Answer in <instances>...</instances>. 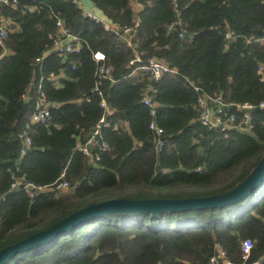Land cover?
Here are the masks:
<instances>
[{
  "label": "trees",
  "instance_id": "trees-1",
  "mask_svg": "<svg viewBox=\"0 0 264 264\" xmlns=\"http://www.w3.org/2000/svg\"><path fill=\"white\" fill-rule=\"evenodd\" d=\"M92 1L112 23L133 26L130 45L73 0L0 2L8 29L0 45V249L105 199L224 193L264 154V71L257 72L264 44L255 41L264 36V0ZM58 19L81 39L78 53L52 48L48 35ZM95 51L104 53L109 77L95 74ZM135 53L141 63L155 58L175 72L153 80L140 63L129 64ZM41 93L50 104L48 122L26 128ZM200 93L220 94L237 122L242 115L235 106L253 105L252 132L233 128L224 136L202 125ZM145 96L156 104L154 115ZM103 114L106 124L89 147L98 159L91 163L76 145ZM151 120L164 131L158 152ZM23 134L31 144L21 154ZM16 177L45 186L65 179L69 191L29 197L11 187ZM247 238L253 247L243 260ZM217 246L232 264H264V180L224 206L94 217L3 264H210Z\"/></svg>",
  "mask_w": 264,
  "mask_h": 264
},
{
  "label": "built area",
  "instance_id": "built-area-1",
  "mask_svg": "<svg viewBox=\"0 0 264 264\" xmlns=\"http://www.w3.org/2000/svg\"><path fill=\"white\" fill-rule=\"evenodd\" d=\"M78 6L81 7V2L79 0H73ZM2 3L15 5L17 0H0ZM88 16L93 17L89 12H85ZM97 20V19H96ZM98 21V20H97ZM104 29L112 32L115 35H122L126 38L127 44L130 45L129 34L133 30V26L124 25L119 26L118 24H114L112 22L107 23L103 22ZM135 21V25H136ZM173 23H171L168 27L173 28ZM57 30L54 34H49V39L52 40V48L56 50L60 55H64L66 53H78L81 49L82 41L81 39L71 33L67 28H65L62 24V21L58 19L56 21ZM8 36V29L6 26V22L0 18V45H3V42L6 40ZM235 35L233 33H227L225 38L227 41H232ZM255 41L264 44V36L256 38ZM93 59L96 61L97 68L95 74L100 75L102 77H109L111 68L105 63V55L101 51H95L93 53ZM1 57V55H0ZM38 61L39 58H36ZM140 63L137 68L146 71L149 73L153 80H158L163 74L169 72H175L173 68H170L164 62L155 59L149 58L145 62L141 63V59L138 54H134L133 58L129 61V64ZM264 71V63H260L257 67V72L262 74ZM94 91H97V86L93 88ZM194 90L199 91V88L194 86ZM100 94V92H98ZM144 104L148 106L150 110V115H154L155 102L151 101L150 96H145L143 100ZM100 106L104 109V114L110 113V109L108 108L106 102L101 99ZM50 104L45 99L44 95L41 93L37 101L35 103V109L30 116L29 122L26 124V128H28L33 123H42L46 124L48 122L50 111ZM229 105L224 102L222 96L220 94L216 95H208L205 93H200L197 97L196 101V109L198 112V120L200 123L207 128L219 129L226 136L227 132L233 128L240 129L242 131H246L251 133L252 125H251V111L253 109V105L249 103L237 104L235 106V110L239 111L242 115L241 120L237 122V115L233 111H229ZM259 107L264 108V101L259 103ZM104 114L99 119L95 128L93 129L90 136L86 138V140L82 142H78L76 145V149L83 153L88 159V162L94 163L98 159L97 156L93 157L90 152V145L94 141L95 135L98 134L99 128L101 125H105ZM148 128L152 131V142L154 145V150L156 152L160 151L165 144V140L162 137L163 129L158 126L154 120H151L148 124ZM23 140V148L21 150V154L25 152V148L28 147L31 142L27 135H21ZM106 145L102 143V148H105ZM12 188L20 187L29 197L34 196L38 192H42L45 190H54L57 192H64L69 189V183L65 179H60L55 181L53 184L49 186L45 185H36L30 181L25 180L23 177H16L11 184ZM253 247V241L251 239H244L241 241V252L243 260L247 259L249 253ZM210 264H232L225 258V252L220 247L217 246L216 252L209 259Z\"/></svg>",
  "mask_w": 264,
  "mask_h": 264
},
{
  "label": "water",
  "instance_id": "water-1",
  "mask_svg": "<svg viewBox=\"0 0 264 264\" xmlns=\"http://www.w3.org/2000/svg\"><path fill=\"white\" fill-rule=\"evenodd\" d=\"M84 12H89L98 21L110 23L111 19L92 0H79ZM264 180V154L249 174L232 189L215 195L186 198H109L81 207L50 227L36 231L0 249V264L5 263L17 252H22L38 244L49 241L61 232L83 221L114 212H150L155 215L162 211L200 209L224 206L239 201L251 193Z\"/></svg>",
  "mask_w": 264,
  "mask_h": 264
},
{
  "label": "crops",
  "instance_id": "crops-1",
  "mask_svg": "<svg viewBox=\"0 0 264 264\" xmlns=\"http://www.w3.org/2000/svg\"><path fill=\"white\" fill-rule=\"evenodd\" d=\"M132 6H133V9H134L135 11H138V10H140V8H141V5H140L139 3H137V2H134V3L132 4Z\"/></svg>",
  "mask_w": 264,
  "mask_h": 264
},
{
  "label": "rangeland",
  "instance_id": "rangeland-1",
  "mask_svg": "<svg viewBox=\"0 0 264 264\" xmlns=\"http://www.w3.org/2000/svg\"><path fill=\"white\" fill-rule=\"evenodd\" d=\"M68 191H69V189L65 190L64 193H65V192H68Z\"/></svg>",
  "mask_w": 264,
  "mask_h": 264
}]
</instances>
